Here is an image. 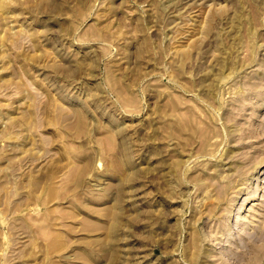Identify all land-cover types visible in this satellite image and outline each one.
<instances>
[{
  "label": "rangeland",
  "instance_id": "1",
  "mask_svg": "<svg viewBox=\"0 0 264 264\" xmlns=\"http://www.w3.org/2000/svg\"><path fill=\"white\" fill-rule=\"evenodd\" d=\"M0 264H264V0H0Z\"/></svg>",
  "mask_w": 264,
  "mask_h": 264
}]
</instances>
